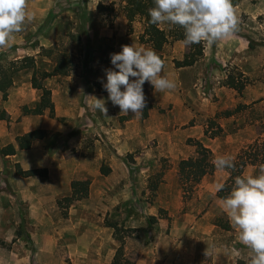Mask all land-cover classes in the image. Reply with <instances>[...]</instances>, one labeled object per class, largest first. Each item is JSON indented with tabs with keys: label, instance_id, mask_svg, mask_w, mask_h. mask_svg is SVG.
<instances>
[{
	"label": "crops",
	"instance_id": "crops-1",
	"mask_svg": "<svg viewBox=\"0 0 264 264\" xmlns=\"http://www.w3.org/2000/svg\"><path fill=\"white\" fill-rule=\"evenodd\" d=\"M112 3H118L115 6L122 5V9L113 12L110 22L102 14L100 31L96 29L86 33L88 55L82 67L73 69L64 77L69 82V88L66 91L62 87L52 89L55 118H51L48 112L39 116H25L20 110L21 121L16 123L12 122L14 113L6 108L11 120L0 122L6 123L2 126L1 137L10 136L15 125H18L19 133L11 138L9 144L0 143V149L10 144L17 149L16 155L12 156L5 157L0 153V184L6 186L5 190L0 188L3 189L0 191V238L4 244L0 245V264H13L14 261V198L20 201L30 198L33 206L42 208L47 200L70 197L74 181L90 180L89 196L76 201L77 205L71 206V209L76 208L75 210L85 213L90 208L91 201L99 198L98 205L106 208L105 217L110 208L119 205L115 195L117 188L114 186L124 184L126 187H133L137 181L143 182L144 178L147 183L151 173L164 159L169 163V168L164 171L156 192L161 207H165L170 216H173L176 212L170 202L175 200L178 210L182 205L192 206L185 214L195 216V209L203 206L209 196L218 195L216 184H225L230 178L228 171L217 169L194 187L193 198L185 203L179 163L196 155V147L189 140L200 141L211 149L214 160L220 156H231L236 160L239 136L232 128L235 126L237 113L219 119L222 120L219 122L222 128L219 137L209 138L206 136V129L209 120H217L219 113L231 106L228 102L223 103V98L230 96V91L235 89L221 85V81L225 79V68L228 65H239L241 56H246L247 39L232 34L212 45L204 42L203 58L191 67L182 68H177L175 61L184 60L190 52V45H185L183 41L167 44L161 53L165 61L161 75H167L175 82L176 87L155 92L154 87L146 82L143 86L146 96L143 113L134 116L130 111L125 115L121 113L119 106H113L107 99L109 94L101 83L102 80L106 83V70L114 67L111 64V54L119 53L122 46L133 43L153 48L139 40L144 31L143 21L137 19L133 23V31L129 32V21L123 11L124 3L110 0L103 4ZM234 8L237 11L238 6ZM89 29L88 26L87 30ZM131 79L135 78L130 77ZM86 95L105 99L108 116L98 110H91L89 104L92 98ZM232 97L233 102L237 103L239 99L236 94ZM216 98L220 100L216 102ZM81 104L84 106L79 107ZM60 118L67 119V125L64 126L59 121ZM75 129L78 133L71 137L70 134ZM35 130H45L47 136L35 141L29 150L18 149L17 137ZM239 133L241 135L242 130ZM56 136L59 141L51 150L50 142ZM74 148L78 150L79 156L66 158L65 154ZM15 165L24 171L47 170V177L19 176L14 171ZM103 166L110 169L108 175L102 174ZM131 167H138L140 173L133 175ZM252 168L253 166L247 167L244 175ZM7 169L10 170V175H3ZM3 177L7 179L2 182ZM29 185L31 189L26 187ZM220 201L221 199L218 202ZM201 211L197 214L200 215ZM80 223H85V220ZM102 229L105 235H109V242L114 243L113 232L109 228ZM86 230L88 242L82 255L97 264H111L115 254H109L106 258L101 256L96 236L98 231L94 228Z\"/></svg>",
	"mask_w": 264,
	"mask_h": 264
},
{
	"label": "rangeland",
	"instance_id": "rangeland-1",
	"mask_svg": "<svg viewBox=\"0 0 264 264\" xmlns=\"http://www.w3.org/2000/svg\"><path fill=\"white\" fill-rule=\"evenodd\" d=\"M107 1L110 0H27L28 10L34 14V19L25 24L23 31L15 34L10 48L0 50V70H7L11 62L17 64L16 69L20 68L22 65L18 61L27 56L35 58L40 71H52L56 58L62 55L71 60L72 69L82 67L89 50L86 33L96 29L100 31L102 14L110 22L113 12L122 9V5L115 6L118 3L103 4ZM236 5L239 25L233 34L247 39L248 51L244 58L241 56L240 66L228 65L225 68V79L221 85L232 75L238 85L245 87L241 93L233 90L230 96L223 98V103L228 102L231 106L219 114L228 111L237 113L232 129L239 136L238 155L256 140L264 141V0H233V6ZM11 72L13 86L7 100L0 95V109L7 108L13 112L12 122L19 123V111L23 114V107H34L41 92L32 86L31 69ZM64 77H53L43 83L51 91L59 87L66 91L69 82ZM38 78L40 80V75ZM234 94L239 99L237 103L233 102ZM83 106L81 104L79 107ZM221 117L224 116L217 118V125L222 121L219 120ZM10 120L8 118L6 121ZM59 121L67 125V119L60 118ZM5 124H0V132ZM17 127L12 128L10 136L1 137L0 134V143L9 144L11 138L19 133ZM77 133L75 129L70 135L74 137ZM58 141L57 136L52 139L51 150ZM77 151L76 148L69 150L65 157L79 156ZM17 168L18 165H15V173ZM168 168L169 163L162 159L147 183L144 178L143 182L137 181L133 187L124 184L114 186L117 188L115 195L119 205L110 208L105 217L106 208L98 205L99 198L91 201L85 213L70 207L66 210V216L58 206V201L65 196L58 198V201L47 200L42 208L33 206L30 198L26 201L14 198L13 264H97L82 255L88 242L86 229L98 231V250L104 258L115 254L120 246L114 238L111 244L109 235L103 233L102 227L109 228L105 224L106 219L120 227V234L125 237L126 255L135 264H248L249 249L238 241L236 230L218 202V195L209 196L203 206L195 209V216L185 214L192 206L182 205L178 210L175 200L170 202L175 215L170 216V212L161 207V202L156 193L150 191L149 185L156 181L160 187L162 179L158 180L157 176ZM131 173L137 175L140 170L131 167ZM6 174L10 175L9 169L4 170L3 175ZM248 175H259V168L253 167ZM35 176L45 178L47 170H38ZM1 179L3 182L7 178ZM26 187L31 189L30 185ZM26 187L22 186L23 189ZM0 188L5 190L6 186L1 183ZM191 198L192 192L184 195L183 201L190 202ZM76 205L73 203L71 206ZM153 217L156 220L150 224ZM81 220H85V223H80ZM109 229L114 234V229ZM0 245H4L1 238Z\"/></svg>",
	"mask_w": 264,
	"mask_h": 264
},
{
	"label": "clouds",
	"instance_id": "clouds-1",
	"mask_svg": "<svg viewBox=\"0 0 264 264\" xmlns=\"http://www.w3.org/2000/svg\"><path fill=\"white\" fill-rule=\"evenodd\" d=\"M148 10L149 23L156 26H180L184 29L185 45L205 42L215 44L238 30L239 19L233 0H153ZM34 19L28 10L27 0H0V50L12 46L14 36L24 30ZM112 69L106 70L108 100L119 106L121 113L138 116L146 107L144 84L150 83L155 92L176 87L167 75H161L165 61L151 48L124 45L119 53L111 54ZM135 78V79H131ZM91 97L89 107L108 116L106 100ZM217 169H234V158L220 156L213 161ZM223 183L216 184V192L223 190ZM237 232L238 241L249 249L248 264H264V165L259 175H241L234 180L229 194L220 201ZM207 255V251H206Z\"/></svg>",
	"mask_w": 264,
	"mask_h": 264
},
{
	"label": "trees",
	"instance_id": "trees-1",
	"mask_svg": "<svg viewBox=\"0 0 264 264\" xmlns=\"http://www.w3.org/2000/svg\"><path fill=\"white\" fill-rule=\"evenodd\" d=\"M121 3H124L123 11L126 18L129 21V32L133 31V23L137 19H141L144 23V31L140 35L139 40L142 44L150 45L162 58V51L165 46L171 42L183 41L184 40V29L180 26H168L164 27L152 25L149 23L150 16L148 15V10L154 7L153 0H120ZM204 42L200 44L190 45V52L185 56L183 61H175L177 68L182 67H191L195 65L204 55ZM51 54L52 51H50ZM56 66L52 71H40L36 65V60L34 57L27 56L22 60L18 61L22 66L16 69L17 64L11 62L7 70H0V95L3 96L4 100L8 98V92L13 86V80L11 78L10 72L12 74L25 69H31L33 71L31 83L34 89L41 92L39 101L34 105V107L25 106L22 109L23 115L25 116H39L49 113L51 118H55V105L52 99V91L49 89L43 82L47 79L57 77V76H68L72 68V62L68 59L67 56L62 55L56 58ZM13 69V70H12ZM16 69V70H15ZM40 75V80L38 78ZM223 86L235 89L241 93L244 89V85H238L234 76L229 75L228 78L223 82ZM233 112H224L219 114V116L229 117ZM9 118V113L5 109H0V122L6 121ZM222 134V128L217 125L216 120H209L208 127L206 129V136L209 138H216ZM47 136L45 130H35L29 132L23 136H18L16 139L17 147L20 150H29L31 149L33 143L37 140H42ZM189 143L196 147V155L189 159L182 160L179 163V174L182 182V188L184 195L190 194L194 187L199 184L202 179L208 175H212L217 168L215 167L213 161V152L211 149L207 148L200 141L189 140ZM0 153L3 156H12L16 155L17 149L13 144H10L2 149ZM235 168L224 170L230 173L229 180L224 184L225 187L223 190L218 192L219 199L226 197L232 189L234 180L237 176L244 175L245 169L249 166L260 168L261 165H264V141L256 140L253 144L249 145L247 148H244L238 154L236 160L234 161ZM102 174L108 175L110 169L103 166L101 169ZM36 171H24L20 166L17 168V175L22 177H32ZM164 175V172H161L157 179L161 180ZM90 180L85 181H74L71 185L72 195L70 197H65L58 201V206L64 211L66 216V210L71 207L76 201H81L86 199L89 196L90 191ZM158 182H150L149 189L151 192L156 193L158 190ZM156 218L153 217L149 222H155ZM107 227L114 229L113 237L116 241L120 243L113 261L111 264H135L130 260L125 252V237L120 234L121 229L118 225L108 222L105 220Z\"/></svg>",
	"mask_w": 264,
	"mask_h": 264
}]
</instances>
